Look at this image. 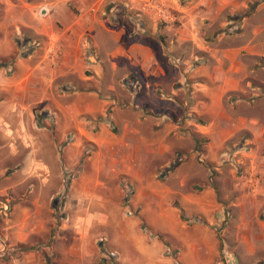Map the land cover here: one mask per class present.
<instances>
[{
    "label": "crops",
    "instance_id": "1",
    "mask_svg": "<svg viewBox=\"0 0 264 264\" xmlns=\"http://www.w3.org/2000/svg\"><path fill=\"white\" fill-rule=\"evenodd\" d=\"M107 1L0 0V137L13 146L21 142L27 149L23 169L28 178H42V187L54 185L61 161L59 147L70 157L66 150L69 135L88 126L86 117L104 115L107 106L119 101L114 94L117 89L124 91L121 82L130 72L131 82L137 80L141 91L147 88L149 94L169 102L188 97L190 112L204 122L188 120L186 125L196 138L207 140L209 149L219 150L244 133L241 139L246 143L260 144L264 130V0H165L179 25L168 24L163 30L155 25L154 38L159 37L158 31L163 38L154 39V46L139 34L127 47L123 36L128 15L108 10ZM136 19L137 27L132 30L144 22ZM23 36L31 38L34 50L17 56L16 39ZM125 62L130 66L128 74L109 76L105 71H116ZM136 106L134 119L138 124L147 122L158 137L143 138L139 128L126 124L133 139L123 144L132 147V153L130 160L122 159L127 163L121 168L119 187L126 195L130 189L134 193L130 205L124 202L123 214L110 216L103 202L78 203L68 219L78 234L60 259L59 243L53 239L56 235L45 237L51 220L29 213L31 206L20 205L29 217L9 226L10 233L20 228L11 243L12 249L18 244L20 256L0 264H93L100 253L103 256L96 245V226L118 264H264V221L258 217V203L251 217L245 216L247 203L241 204L245 214L229 220L228 231L220 238L217 230L226 218L225 209L218 202L215 186L198 184L197 173L187 170L189 157L163 181L157 178L156 156L170 150L165 139L179 128V118L172 110L152 107L156 114L144 116L145 107ZM249 132L255 136L248 137ZM90 138L101 142L98 136ZM135 144L147 147V155ZM35 151L43 158H34ZM236 152L235 156L251 153ZM174 158L167 157L164 165ZM258 159L264 162V157H232L234 162L245 163V171L248 161L256 164ZM257 171L264 174V165H258ZM90 174L72 183L71 192L89 196ZM53 218L59 225L58 216ZM231 224L238 226L234 238L229 234ZM35 234L38 253L24 245Z\"/></svg>",
    "mask_w": 264,
    "mask_h": 264
},
{
    "label": "rangeland",
    "instance_id": "2",
    "mask_svg": "<svg viewBox=\"0 0 264 264\" xmlns=\"http://www.w3.org/2000/svg\"><path fill=\"white\" fill-rule=\"evenodd\" d=\"M146 1L147 0L107 1L108 10L117 9L122 14L128 15L124 21L125 33L123 36V42L126 47L131 44L135 36L139 37V34L141 35L140 39L142 38L147 43L154 46L156 45L155 40H162L163 38V34L160 31L156 33L159 37L155 36L154 38L152 31L155 25L158 29L162 30L168 24L173 27L179 25L178 18L168 9L165 0L159 1L163 9L167 10L170 14L169 18L153 12L152 9H149L146 5ZM147 12L151 13L153 17L148 14L146 15L145 13ZM138 15H142L143 18H140ZM136 18L142 19L144 22H142L143 24L139 23L140 28L132 30L134 29L132 26L137 27ZM142 26L144 30H142ZM106 41L108 42L109 39H106ZM129 70L130 66L125 62V64L123 63L116 71H109V69L105 71H107L109 76H112L115 74H128L130 72ZM175 71L177 70H174V72ZM87 73H93V71L87 70ZM176 73L177 75L179 74L178 71ZM130 75L131 72L129 76H127L128 78H124L121 82L124 91L120 93L119 89H117L114 94L119 101L107 106L104 115L98 114L96 116L86 117L85 122L90 121L87 124L88 126L84 129L77 128L74 130V133L69 135L70 141L67 142H70V145L68 146L67 142H65V145L68 146L66 150H70V157H67V154L64 156L65 149L62 151V147H59L61 161L58 164V176L53 179L54 185L50 187H42V178H28L27 174L24 172L23 165L25 164L24 161L28 151L21 145V142L13 146L10 141L0 137V261L2 263L8 259L11 260V256H15L16 258L20 256V254H18L20 252L18 244L15 246L17 248H13L15 251L12 249L13 246L11 245V243L15 241L14 235L18 234L20 228L18 226L14 233H10L9 229L10 223L14 225L16 219L20 220L21 218L29 217L26 210L20 207V205L31 206L33 208L29 213L36 212L41 218L51 220L50 225L47 226L48 229L45 232V237L48 236L47 238H49L51 235H56L53 239L56 243H59V248L57 249L60 259L63 256L61 252L67 249V245L71 244L74 236L78 234L77 228L75 230V228L71 226V222H68L69 214L72 217L71 214L74 211L73 209L76 208L78 203H91L92 201L93 204L96 202H103L106 208L105 211L110 216H120L123 214V211H125L124 199L126 193H123L122 189L119 187L121 181L120 171L123 165L127 163V161L125 162V160H122L123 157H131L132 153V147L126 146L123 142L125 139H133V134L128 130L126 124L129 123V127H132L134 124L139 128L143 138L158 137V131L156 129L153 131L148 128L147 122L138 124L137 120L134 119L135 114L139 110L136 106L138 104L145 107L144 116L156 114L150 110V107H152L155 108L156 111L165 108L170 111L172 110L176 115H174V117L179 118V121H177L179 128L172 130L165 139L170 150H165L162 154L156 156L159 158L155 160V170L157 178L160 181L164 180L160 177V171L166 166L164 165L167 161L166 158L172 155L176 157L177 154L179 152L182 153L181 151L183 150L184 157H189L191 159L187 170H193V172L197 173V179H199L198 184L202 185L209 183L215 186L218 202L223 205L226 217L217 230L221 236L227 233L229 220L233 219L234 216L242 217L243 211L241 204L243 203H247L245 206L247 213L245 216L247 217H251V214L257 211V205L255 204L258 203V217L264 221V174L261 171H257V166L264 165V162L262 159H258L256 164L248 161L246 167H248L249 170L245 171V163L242 164L238 162V160L236 162L232 160V157H264V130H262V134L260 135V144L259 142L246 143L244 141L245 138L241 139L243 135H247L244 133L234 141H231L229 145L219 150L216 148L209 149L206 145L207 140L205 138H196V136L191 133L192 128L186 125L188 120H193L198 124L204 122L202 117L190 112L191 103L188 97L181 96L176 97V101H165L159 96H155L153 93H151L152 95L149 94L147 88L142 89V91L137 89L139 84L137 80L131 82L132 79ZM113 84H115V82ZM174 85H179V82H176ZM100 123H104L105 128L100 129ZM249 133L248 137L253 138L255 136L251 132ZM91 136H98L101 142H92ZM134 138L137 139L139 136ZM234 142L236 146H233ZM13 147H15V150H12ZM135 148L137 150L140 148L142 153L147 155L148 148H145L144 145L135 144ZM238 149L251 153L245 156L243 153L238 152L239 154L235 156V152ZM36 151L33 153L34 158H43L42 155ZM138 153L140 154L141 152L138 151ZM55 164L56 163H54V166ZM251 164L254 165L253 169H250ZM232 170L236 174L235 179L232 178ZM89 174L92 177V179L88 180L92 186L89 196H84V194L79 191H76V193L71 192V184L80 180L82 181L83 177ZM68 179L69 185L67 187L66 183ZM62 185L64 188H60ZM234 185L236 186L235 193L233 192ZM258 187H260V190H256ZM156 194L160 198L164 197V193L161 189H157ZM131 197H133V194ZM159 197H156V199ZM55 201L60 206L58 212L52 209ZM6 203L8 204V210H5L4 207ZM175 204H178V202H175ZM252 209L254 210L252 211ZM55 215H59V225L57 226L53 218ZM99 228V226L93 227V231H97L96 233L98 234L97 249L99 247V251L102 252V247L104 246L109 254H115L109 245H107L108 243L107 240H105V236L100 234ZM229 228V234L234 238L238 226L237 224H231ZM37 243V236L35 234L32 239L24 245L28 247L29 250H32L29 252L38 253L36 249ZM44 253H49V250H44ZM102 257V253H100V258L94 260L93 264H101ZM60 263L62 262L60 261Z\"/></svg>",
    "mask_w": 264,
    "mask_h": 264
},
{
    "label": "trees",
    "instance_id": "3",
    "mask_svg": "<svg viewBox=\"0 0 264 264\" xmlns=\"http://www.w3.org/2000/svg\"><path fill=\"white\" fill-rule=\"evenodd\" d=\"M18 47H19V51L17 53V56H27L29 54H31L34 50V45L31 41V38L28 36H23L22 38H17L16 39ZM198 143V141H197ZM186 159V157H184L183 153H178L177 156L168 164L166 165L161 171H160V177L161 178H166L170 173H172L176 168H178V166H180V164ZM69 185V179L67 180L66 186L68 187ZM134 193L133 189H130L125 197V204L126 205H130V197L131 195ZM53 207L55 208V211L58 212L60 210V206L58 205V203L55 201L53 203ZM59 216V215H57ZM181 217L183 219H186V215L183 211H181ZM197 220H199L198 217H196ZM204 222V220H203ZM219 234V237L222 238L221 234ZM102 252H103V257H102V261L101 264H118L117 260H116V255L115 254H109L107 252V250L105 249V247H102Z\"/></svg>",
    "mask_w": 264,
    "mask_h": 264
},
{
    "label": "built area",
    "instance_id": "4",
    "mask_svg": "<svg viewBox=\"0 0 264 264\" xmlns=\"http://www.w3.org/2000/svg\"><path fill=\"white\" fill-rule=\"evenodd\" d=\"M146 5L148 6L149 9H152L153 12L156 14H161L164 17L169 18V13L167 10H164L162 7V4L160 3L159 0H147ZM5 210H8V204H4Z\"/></svg>",
    "mask_w": 264,
    "mask_h": 264
}]
</instances>
